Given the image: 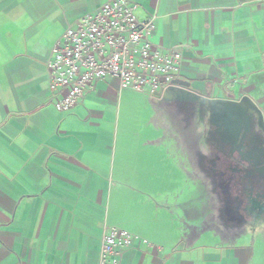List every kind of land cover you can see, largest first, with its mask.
I'll return each mask as SVG.
<instances>
[{"label":"crops","instance_id":"crops-1","mask_svg":"<svg viewBox=\"0 0 264 264\" xmlns=\"http://www.w3.org/2000/svg\"><path fill=\"white\" fill-rule=\"evenodd\" d=\"M108 1L0 0V264H99L108 227L139 239L121 264H264V218L216 204L205 106L109 79L54 108V47ZM127 1L156 17L157 46L181 52L177 80L264 113V0Z\"/></svg>","mask_w":264,"mask_h":264},{"label":"built area","instance_id":"built-area-1","mask_svg":"<svg viewBox=\"0 0 264 264\" xmlns=\"http://www.w3.org/2000/svg\"><path fill=\"white\" fill-rule=\"evenodd\" d=\"M137 7L110 0L67 28L48 63L49 92L58 112H72L88 90L109 79L121 89L153 96L174 86L183 56L153 42L156 17L140 20ZM138 240L125 230L106 228L99 264H121L122 253Z\"/></svg>","mask_w":264,"mask_h":264},{"label":"flooded vegetation","instance_id":"flooded-vegetation-1","mask_svg":"<svg viewBox=\"0 0 264 264\" xmlns=\"http://www.w3.org/2000/svg\"><path fill=\"white\" fill-rule=\"evenodd\" d=\"M201 112L203 113V110L199 113L200 125ZM209 120L208 118V128L203 125L202 137L208 154L212 157V160L207 163L211 170L210 176L213 184L222 185V194L226 192V187L230 188V191H239L238 198L242 203L245 215L241 214L234 218L250 220L256 217L263 219L264 151L257 146L256 140L249 135L247 130L241 131L236 139L226 130L225 123L219 121L211 126ZM252 212L255 215L250 217L246 215L248 213L250 215Z\"/></svg>","mask_w":264,"mask_h":264},{"label":"water","instance_id":"water-1","mask_svg":"<svg viewBox=\"0 0 264 264\" xmlns=\"http://www.w3.org/2000/svg\"><path fill=\"white\" fill-rule=\"evenodd\" d=\"M158 93L157 95H160ZM165 100H179L181 102L199 103L205 106L209 113V123H225L226 130L236 139L240 132L251 131V115L256 116L257 126L264 133V114L257 104L248 96L240 100H220L209 99L200 96L190 90V83L182 80H176L174 86L165 90Z\"/></svg>","mask_w":264,"mask_h":264},{"label":"rangeland","instance_id":"rangeland-1","mask_svg":"<svg viewBox=\"0 0 264 264\" xmlns=\"http://www.w3.org/2000/svg\"><path fill=\"white\" fill-rule=\"evenodd\" d=\"M202 110H203V113L201 112V114H202L201 115V127H202L201 136H203V125L208 128V118L210 119L208 111L205 108H203ZM250 122H251V131L249 132V135L256 140L255 142H257V146L259 148H261V150L264 151V133L257 126L256 116L251 115ZM221 186L222 185L216 186V184H215V187H216L215 188V190H216L215 199H216L217 206L224 205V201H225V205H227L229 207L227 209V212H226V214L228 216L235 217V216H238V215L240 216L241 214L245 215L243 213L242 203H241L240 199L238 198L239 197V194H238L239 191H234V190L230 191V188H228L229 189L228 190L227 187H226L225 188L226 192L224 194H222V192H221L222 187ZM222 202H223V204H222ZM249 209H250V207H249ZM253 211H255V210H253ZM222 212H223V208H221V210L219 212V216L222 215ZM246 215L250 217V216H253L255 214L252 212L250 215H249V213L246 214Z\"/></svg>","mask_w":264,"mask_h":264}]
</instances>
